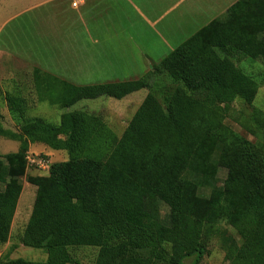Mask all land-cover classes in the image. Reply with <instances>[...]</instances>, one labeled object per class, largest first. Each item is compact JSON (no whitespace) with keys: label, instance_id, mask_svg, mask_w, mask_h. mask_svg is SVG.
Listing matches in <instances>:
<instances>
[{"label":"trees","instance_id":"1","mask_svg":"<svg viewBox=\"0 0 264 264\" xmlns=\"http://www.w3.org/2000/svg\"><path fill=\"white\" fill-rule=\"evenodd\" d=\"M257 8L245 12V21H214L140 79L77 86L35 67L39 89L44 83L47 91L61 90V108L147 89L121 136L99 114L67 111L53 124L28 118L24 97L5 96L17 130L0 123V136L20 145L0 154V244L11 239L20 179L27 177L37 193L18 240L46 253L44 261L11 264H79L72 250L81 247L97 248L94 264H186L192 257L199 264L204 228L223 219L238 235L223 241L226 264H264V146L255 147L219 117L222 108L252 104L258 94L260 82L237 65L239 54L264 65V37L250 46L244 35L254 26L264 31V0ZM33 144L67 152L68 160L52 163L31 151ZM28 153L49 160L48 175L28 176L38 168L29 165ZM220 167L228 170L224 184L213 186L211 198L199 197L198 185L212 187ZM159 200L171 209L169 224Z\"/></svg>","mask_w":264,"mask_h":264},{"label":"rangeland","instance_id":"2","mask_svg":"<svg viewBox=\"0 0 264 264\" xmlns=\"http://www.w3.org/2000/svg\"><path fill=\"white\" fill-rule=\"evenodd\" d=\"M41 0H0V61L5 63L4 68L0 66L8 78L16 75L17 79L27 81L31 78L29 88L23 85L25 89V99L27 100V117L42 118L50 123L58 124L61 115L65 111L84 110L91 113H101L103 117H107L110 128L121 136L131 121L134 113L138 109L142 100L139 97L144 96V91L137 92L138 95L132 98L117 99L108 96H101L96 99H84L76 103L68 109L61 108V104L57 99L61 97V90L58 87H52L47 91L48 84H42L41 89L35 82L34 74L27 76L28 69L33 65H48L50 55L55 46L53 33L64 27V21L72 18L71 13L64 11L60 1L40 3ZM94 15V14H93ZM124 12L115 13L112 18V25L120 29L118 38L112 36L111 45H117L113 53L117 55V62L111 68H98V70H89L88 81L96 82L99 79H127L135 76L144 75L147 71L152 70L153 66H149L144 59L143 54L150 56L154 62L160 63L166 55L174 51L172 40L168 35L158 37L155 31L144 23L142 18L132 16L129 18ZM99 17V16H98ZM93 19V18H92ZM103 20V16L101 18ZM104 17V21H108ZM71 21V19L69 20ZM82 21L73 23L72 26H79ZM127 32L122 31L123 28ZM129 27V28H128ZM159 29V28H157ZM163 41H169L166 43ZM130 45L132 52L129 54L131 58L125 59L123 55L124 44ZM120 58V59H119ZM101 63V62H100ZM258 62L257 71L262 73L258 78L260 88L255 101L252 104L243 102H234L227 108L223 109L220 114L222 122L235 133L242 136L245 140L255 145V147L264 146V65ZM6 65V66H5ZM22 67V68H21ZM87 79V78H86ZM94 85V84H86ZM4 87L7 88L5 84ZM21 86V85H20ZM44 87V88H43ZM56 89V90H55ZM148 93V90H147ZM131 105V106H130ZM6 102L2 98L0 100V110L2 116L0 121L7 123L6 126L17 130V125L7 112ZM108 121V120H107ZM10 122V124H8ZM19 142L0 136V154L4 156L7 153L18 151ZM31 151L49 155L51 162H60L68 160L67 152L53 151L42 144H33ZM47 170L40 168H32L28 172V176L48 175ZM191 172V171H190ZM188 173L192 177V173ZM228 170L220 167L217 172V181L210 186L199 184L197 195L204 199H209L213 193V186H222L227 179ZM23 192L18 202V207L13 221L12 236L10 241L0 244V264H11L13 260L23 258L31 262L44 261L46 253L42 249L23 246L18 238L25 229L30 215L32 213L34 201L37 193V186L30 183L27 177H22ZM4 188L0 184V190ZM158 211L162 221L165 224L170 223L171 209L162 200L158 202ZM204 238L207 241L206 254L199 264H226L225 262V246L223 241L228 236L238 238L237 229L226 220L208 225L204 228ZM79 264H94L97 248L81 247L72 250ZM194 258H188L185 263L191 264Z\"/></svg>","mask_w":264,"mask_h":264},{"label":"crops","instance_id":"3","mask_svg":"<svg viewBox=\"0 0 264 264\" xmlns=\"http://www.w3.org/2000/svg\"><path fill=\"white\" fill-rule=\"evenodd\" d=\"M53 1L57 0H41L39 4ZM59 1V8L61 9V6H64V11L69 13V15L71 13L70 16H72V18L64 21V27L62 29L57 28L54 31L53 37H55L53 39L55 42V46L53 48V51L51 52L49 64H35L32 66V68L24 67V69H28L26 72L28 74L27 76H32L35 67H39L42 70L60 78L61 80L77 86L136 80L142 78L145 74H147V72L150 71H147L144 75L127 79H119L115 77L113 79H99L96 82L88 81L90 80L88 76L89 70H98V68L102 67H114L115 62H117L118 60L116 53H113L117 45H111L109 48H107L108 45L114 41L112 36L116 35L118 38L119 34H121L119 32L120 29H118L116 26H111L112 18L113 16H115V13L124 12L125 14H129L126 18L132 16H138L139 18H142L146 26L148 24L155 31L158 37H160L159 35H168L170 37L169 40H175L173 44L174 46H176L175 49H177L188 39L193 37L205 27L209 26L214 21L218 20L220 23H224L231 19L233 16H241L245 21L247 19L245 12L252 9L257 10L258 5L262 4V0ZM75 1H78L77 7L73 6V2ZM237 4L238 8L233 12L232 9ZM102 16L103 20L101 19ZM104 17H107L109 20L107 22L104 21ZM70 19L71 21H69ZM74 21H82V23H80L79 26H72ZM122 31L127 32V29L124 27ZM244 35L251 37V42H249L248 44H250V46H254L260 39L264 37V31L258 32V27L254 26L253 29L244 31ZM109 38L111 42H109ZM163 42L170 43L169 41ZM237 49H241V47H237ZM131 52L132 49L130 48V45L125 43L122 56L125 59H127V57L129 56L128 59H130L131 55L129 54ZM168 55H166V57ZM143 56L149 66H153L154 68V66L159 64L157 62H154L153 59L147 54H143ZM237 57V65L240 68H243L247 74H251L252 76L256 77L259 82L262 81L258 78L262 73L257 71L258 62L261 63L260 65H263L262 60L258 58L245 57L242 54H239V56ZM162 60L163 59H161V61ZM4 64L5 63L0 61V66L2 68H4ZM30 83L31 78L29 80L27 79V81L17 79L16 75H11L8 78V76L5 75L2 70H0V100L2 98L4 99L8 93L15 95L17 94L18 96H22L25 98V89L23 90V85L25 84V87L29 88ZM3 84H5L7 88L4 87ZM141 91H144V96L139 97V100H142L143 102L148 94L147 89L135 91L125 96L124 98L127 99L134 97L131 95H135L136 97V95H138L137 92ZM71 107H65L63 109H68ZM7 112L10 115L8 107ZM2 113L3 112H1L0 110L1 115ZM97 114L101 115V113L99 112ZM103 118L107 122V124L108 122H110L107 117ZM0 123L4 128L14 130L9 126H6L7 123H4L2 121H0ZM8 124H10V122H8Z\"/></svg>","mask_w":264,"mask_h":264},{"label":"built area","instance_id":"4","mask_svg":"<svg viewBox=\"0 0 264 264\" xmlns=\"http://www.w3.org/2000/svg\"><path fill=\"white\" fill-rule=\"evenodd\" d=\"M77 5H78V1L73 2V6L77 7ZM27 160L30 166H35L43 170H48L50 167L49 160L43 157L35 156L32 153H28Z\"/></svg>","mask_w":264,"mask_h":264}]
</instances>
